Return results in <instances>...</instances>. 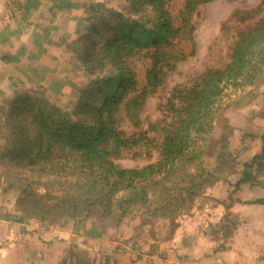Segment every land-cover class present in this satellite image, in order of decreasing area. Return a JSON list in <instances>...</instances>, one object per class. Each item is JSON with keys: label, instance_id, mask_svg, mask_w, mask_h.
I'll use <instances>...</instances> for the list:
<instances>
[{"label": "trees", "instance_id": "obj_1", "mask_svg": "<svg viewBox=\"0 0 264 264\" xmlns=\"http://www.w3.org/2000/svg\"><path fill=\"white\" fill-rule=\"evenodd\" d=\"M51 1L54 10L83 9L78 19L83 29L68 44L83 80L68 109L46 88H24L19 82L0 102V194L12 204V217L43 231L71 222L74 231L88 238L85 244L105 238L110 229L121 233L134 220L138 222L128 241L141 243L136 229L166 221L171 230L163 237L166 242L178 232L196 199L210 198L212 207L228 209L230 193L241 185L264 188V133L259 134L260 150L247 156L241 142L255 132L244 130L237 141L223 132L214 136L226 109L264 95V15L238 30L223 67L207 68L174 87L163 123L144 129L140 116L146 98L165 83L176 61L187 57L179 42L192 41V16L210 0H183L176 12L172 0H122L118 7L115 0ZM27 2L33 10L41 6L37 0ZM263 5L261 0L259 8ZM252 12L234 10L227 21ZM193 52L194 47L189 55ZM138 62L144 67L142 80ZM259 112L264 110H255L251 117ZM125 123L130 132L123 129ZM150 128H161L162 133L157 137ZM148 145L158 150L156 161L135 168L115 163L120 154H136ZM235 173L239 177L234 182L226 180L233 187L226 198L210 196L209 188ZM249 203L264 204V197ZM214 211L215 228L227 237L233 225ZM210 233L206 235L216 238L214 251L223 248V241L217 243L219 233ZM149 247L153 254L159 243L150 242ZM102 254L91 256L73 242L60 264H111L110 255Z\"/></svg>", "mask_w": 264, "mask_h": 264}, {"label": "rangeland", "instance_id": "obj_2", "mask_svg": "<svg viewBox=\"0 0 264 264\" xmlns=\"http://www.w3.org/2000/svg\"><path fill=\"white\" fill-rule=\"evenodd\" d=\"M37 1L41 6L33 10L30 7L33 6L32 3L28 4L27 0H0V40H5L2 44L0 42V102L11 96L12 84L19 85L20 83L24 88H35L37 86L46 88L56 103L63 109H68L70 99L78 92L76 89L78 83L83 80L80 68L71 58L68 45L83 29V24L78 22L83 14V9L72 6L69 9L54 10L51 7V0ZM75 1L86 3L88 0ZM121 2L122 0H115L113 5L118 7ZM182 2L183 0L171 1V8L174 12L181 7ZM260 2L261 0H210L197 7L192 16L194 25L192 41L184 39L179 42L180 51L186 54L187 57L176 61L165 83L146 98L140 116L142 128H148L150 124L154 123H163L164 115L167 114L168 110L166 106L167 98L174 87L189 83L193 76L202 73L207 68H221L226 64L228 48L232 45L238 30H242L244 26L254 23L264 15V5L259 8ZM23 3L26 4V7L29 6L28 10H26ZM237 9L253 12L250 15L242 14L241 20L228 22L231 19L230 16L233 15L232 12ZM193 47L194 52L189 55ZM3 54L8 58L2 60L1 55ZM143 69V63L138 62L136 70L140 80L143 77ZM260 108L264 110V95H259L251 100L249 98L243 99L239 103L231 105L225 110L224 116L219 117L214 136L217 137L223 132V134L229 135L231 140L237 141L238 137L242 136L240 132H244V130L255 132L256 136L245 135L241 142L247 147L244 152L245 156L254 154L260 150L262 145L260 135L264 133V112H259L253 118L251 116L252 112ZM123 129L128 132L132 130L130 125L126 123L123 125ZM150 130L151 134L154 132L157 137L162 133L161 128L157 130L150 128ZM237 153H241V146L238 148ZM237 155V160H242V156ZM157 157L158 150L148 145L136 154H120L114 160L122 167L135 168L152 163L157 160ZM239 165L237 168H240ZM238 177L239 173L232 174L227 179L219 181L214 187L209 188L207 192H210V196L223 200L233 190V187L226 180L234 182ZM230 194L231 206L228 209L224 206L212 207L209 203L210 198L208 201L206 199L202 200V198L195 200L194 207L189 212L190 214L186 213L182 218L184 222L179 225L178 232L173 235L170 241H166L168 244H172V252L169 258L166 257V253L164 256L160 253L168 247L165 244L166 242H163V237L167 233L169 235L171 231L166 221H159L136 229L137 235L142 239L139 244H131L128 241V238L133 234V226L137 224V220L129 225H124L120 229L121 233H116L110 229L108 236L103 240L97 238L99 241L95 239L94 245L85 244L83 239L88 238L85 236L83 238L82 235L74 231L71 222L66 227H56L50 231H53L56 237L68 236L74 238V242H77L79 238H83L78 242L84 245L85 249L88 248L91 256L94 253L97 254L96 251L103 253L102 255L109 254L111 264H191V260L187 256L175 258L176 246L180 243L181 236L185 238V241L191 238L196 239L199 236L208 237L206 235L208 230L209 232L215 230L219 233V236L220 232L215 228L217 227V218L211 215V212L215 210L219 212L218 218L225 215L224 219L231 221L233 230L229 234L226 231V238H229L239 225L241 205L250 204L249 201L254 202L264 197V188L260 185L246 183L241 185L236 192ZM242 198L246 200L241 201ZM195 210H197V214ZM205 220L208 221V226L203 224ZM211 220H213L214 225H211ZM128 222H131V220ZM90 225V220L85 221V227L89 228ZM198 230H200V233L196 237V231ZM59 231L61 233H58ZM51 232L50 234H52ZM211 236L214 238V235ZM90 241H94V239L88 240V242ZM150 242L161 245L153 253L154 255L146 253L147 251H153L149 247ZM117 244L127 249V251L119 253V258L120 256L124 257V261L118 262V258L113 254ZM142 245L145 246L142 247ZM148 255L153 258L149 259ZM101 259H104V257ZM176 260L178 263H176Z\"/></svg>", "mask_w": 264, "mask_h": 264}, {"label": "crops", "instance_id": "obj_3", "mask_svg": "<svg viewBox=\"0 0 264 264\" xmlns=\"http://www.w3.org/2000/svg\"><path fill=\"white\" fill-rule=\"evenodd\" d=\"M242 200L246 199L242 198ZM241 206L239 225L233 234L229 238L216 235L217 243L224 242L223 248L214 251V239L216 238L211 235L191 238L185 241L186 243L181 239V244L178 243L176 246L175 258L187 256L191 264H264V205ZM11 208L12 204L4 202L0 194V264H60L62 257L75 241L74 238L56 237L53 231H43L33 224L19 222L11 216ZM203 224L209 225L207 220ZM199 233L200 230L196 231V237ZM82 239L79 238L76 243L84 247L78 242ZM96 240L87 242V244L94 245ZM192 240L196 241L192 242ZM165 244L168 247L160 253L163 256L166 253V257L169 258L172 244L167 242ZM122 251H127V249L117 244L113 254L118 258V262L124 261V257L119 258V253ZM148 258L153 257L148 255ZM176 263H178L177 260Z\"/></svg>", "mask_w": 264, "mask_h": 264}]
</instances>
